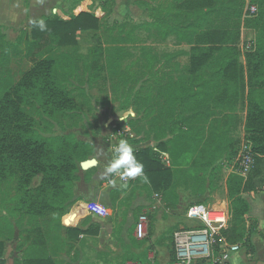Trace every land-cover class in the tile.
Wrapping results in <instances>:
<instances>
[{
	"label": "rangeland",
	"instance_id": "374dc122",
	"mask_svg": "<svg viewBox=\"0 0 264 264\" xmlns=\"http://www.w3.org/2000/svg\"><path fill=\"white\" fill-rule=\"evenodd\" d=\"M31 1H0V100L33 68V56L41 59V55L46 54L54 59L48 79L50 87L65 93L74 105L66 110L54 109L48 104L45 80L36 81L26 92L28 101L35 105V119L24 134L48 141L55 151L75 156L78 155L75 145L87 144L78 152L87 156L86 160L78 162L80 179L88 180L97 167L104 172V166L111 159L112 146L120 139H127L137 151L154 148L159 142L170 140L173 133L191 132L202 141L209 135L219 137L216 143L224 150L216 157V163L203 172L197 167L185 169L176 192L179 201L172 194L165 202L162 195L155 194L150 185L139 178L128 181L127 188L120 187L119 177L102 178V188L105 184L112 187L110 209L114 214L105 222L112 226V231L96 240L109 241L106 251L90 249L84 255L63 238L64 225L70 226L67 216L75 203L70 206L53 201V208L45 216L32 218L21 204L20 174L12 168L7 170L0 177V264H26L33 241L41 232L46 235L55 264H71L73 259L83 256L108 263L122 259L132 264L136 260L142 264H169L175 232L189 227L185 218L187 207L193 202L214 204L228 200L227 178L237 169V152L246 139L241 121L192 106L195 100L210 97L204 83L214 69L208 68L198 76L199 90L193 87L188 72L189 42L194 39L193 32L226 24L233 13L224 7L229 0H216V9L202 20L203 12L187 9V0H36L34 11L30 8ZM85 2L89 5L84 6L82 12L100 19V31L78 32V45L73 47H60L56 37H52L43 47V54L28 43L33 13L69 21ZM42 6L48 7L47 10ZM185 25H189L190 34L182 30ZM253 34L246 29L244 40L251 42L244 43L241 39L240 45L254 47ZM262 47L264 51V43ZM242 56L246 68V59ZM246 78L248 80V73ZM258 81L263 87L256 89L248 99L258 100L264 106V69ZM215 83V79L210 82ZM195 90L197 98L180 109L178 97ZM195 108H199L196 113L203 112L210 117L192 114ZM179 110L183 116L177 114ZM198 116L201 121L195 128L189 125L194 120L181 122ZM42 179L43 176L38 175L30 189L35 191L41 186ZM112 179L116 180L115 185ZM63 209L67 212L64 215ZM105 215L88 211L87 219L98 223V217ZM141 215L149 219V234L145 240H137L135 235ZM234 225L232 221L229 233Z\"/></svg>",
	"mask_w": 264,
	"mask_h": 264
},
{
	"label": "trees",
	"instance_id": "16d2710c",
	"mask_svg": "<svg viewBox=\"0 0 264 264\" xmlns=\"http://www.w3.org/2000/svg\"><path fill=\"white\" fill-rule=\"evenodd\" d=\"M185 6L191 11L203 12L202 20L207 18V14L214 8L216 9V0H187ZM259 6V13L246 19L244 23L245 29L252 31L255 35L254 47L247 50L244 55L246 68L241 61L243 56L240 50L244 0H229L224 6L233 11L226 24L204 28L200 33L193 32L194 39L189 42L191 50L188 71L190 80L193 81L191 83L193 87L199 90V83H196L198 76L208 68L214 70L208 81L204 83V85L207 84L210 97L199 101L195 100L192 106H200L202 111L210 109L216 115L214 110L216 112L235 110L236 107H231V104H235L239 100L240 94L245 92L247 73L249 99L254 95L256 89L263 87L258 78L264 69L262 47L264 43V0L260 1ZM43 20L47 25L46 30L41 31L32 24L27 35L28 43L39 48L42 54L43 47L49 43V39L52 37H56L60 47H73L78 45V32L100 31L102 27L100 19L87 12L73 16L69 21L57 17H45ZM189 29V25L182 27V30L186 31L185 34H190ZM32 62L33 68L0 100V177L11 168L20 174L18 191L21 194V204L32 218L37 219L45 216L46 212L53 208V201H61L70 206L76 202L74 186L80 180L78 162L87 159V156L83 157L78 152L87 144L77 143L75 148L78 150V155L75 156L72 153L55 151L48 141H39L24 134L25 129L32 125L35 119L33 116L35 105L28 101L26 92L36 81L45 80L48 104L54 109L66 110L74 105L65 93L50 87L48 79L55 64L54 59L43 54L41 59L33 56ZM213 79L216 83L210 84ZM197 90L188 94L189 96L178 97L180 109H185L188 101L191 102L192 98H197ZM197 109H193L192 114L198 115L199 113L201 118L210 117V115H203V112L196 113ZM177 112L183 116L180 110ZM199 116L183 119L181 122L186 123L194 120L189 125L195 128L201 121L198 120ZM218 138L209 135L206 141H202L191 132L173 133L170 140L161 141L154 148L137 150L135 155L144 165L145 173L150 181L148 184L152 191L162 195L166 202L168 196L176 195L180 187L181 175L185 169L197 167L203 172L216 163V157L220 151L224 150L222 146L217 145L216 142L220 141ZM245 138L246 144L255 156V163L247 176L233 171L228 177V201L232 212V221L235 222V225L231 232L229 233L228 230L224 236L229 242L233 240L232 244L252 248L253 230L248 227L247 223V216L251 210L248 197L251 192H257L264 188V106L258 100L251 99L249 101ZM164 154L170 157L171 168L163 165L161 157ZM38 175L43 176L41 186L32 191L31 183ZM176 197L178 201L179 197L177 195ZM166 204L168 205V203ZM65 210H62L64 211L62 215L67 213ZM64 230H66L69 239H76L83 234V231L78 228L65 227ZM33 244L30 258L26 264H55L44 233H39ZM175 263L173 244L169 264ZM196 264L206 263L198 262Z\"/></svg>",
	"mask_w": 264,
	"mask_h": 264
},
{
	"label": "crops",
	"instance_id": "0c3cea01",
	"mask_svg": "<svg viewBox=\"0 0 264 264\" xmlns=\"http://www.w3.org/2000/svg\"><path fill=\"white\" fill-rule=\"evenodd\" d=\"M35 2L36 0H32L30 4V8L33 11L35 9L33 5L35 4ZM45 8L48 7L42 6V9L47 10ZM79 14H77L75 11V16H78ZM31 16L33 20H37V21L40 19H44L46 17L44 14H42L40 17V15H36L34 13ZM249 33L250 35L252 34V32L250 31ZM248 96H249V88H248V80L246 78L245 92L240 94L239 100L236 101V99L235 100L233 99L234 101H236L235 104L234 103L231 104V107H236L235 110H229L228 112H221V111L216 112V110H214V112L217 113V115L228 116L229 119L235 121H241V125L243 124L242 129H243L244 137H245L247 114H248V104H249ZM244 102L246 103L245 106H244ZM91 165L94 166L93 163ZM104 177L105 176L103 169H98L97 167V170H93V173L91 174V176H89L88 180L82 178L74 186V195L76 202H75V206L73 207V210L77 209V207L78 208L81 207L82 205H87V206L91 205L92 207L98 206L107 210L108 211L107 215L110 211V215L108 216L105 215L104 217H98L99 218L98 223L96 221L89 222L87 219L88 212H86L84 209H82L78 213V216L72 222L68 220V216H67V223L71 226V228H78L81 231H83V234H81L76 239H69L65 230L63 233V238H66V240L69 243H72L75 246H77V250H80L81 255H84L90 249L98 250L100 252L107 250L106 246L109 243V241L106 242L105 240L103 242L96 241L97 239H102L103 236H106L107 232L110 233L112 231V226L105 223L108 220L107 217L113 216L114 214V211L110 209V206L113 205V200L109 195L112 187L106 184L104 188L100 186L101 179ZM226 193L228 195V189H226ZM248 201L251 210L249 215L247 216V223L249 224V228L253 230V234L251 236L252 248L241 245L240 251L232 255L229 264H264V188L257 192H251L249 194ZM193 203H198V202H193ZM70 226H65V227L68 228ZM85 240H87V242H85ZM114 261L115 263H108L106 261L98 260V259L89 260L85 256H83L80 258L73 259L71 264H132L126 261L125 263L124 260L122 261V259H115ZM134 264H142V262L136 260Z\"/></svg>",
	"mask_w": 264,
	"mask_h": 264
},
{
	"label": "built area",
	"instance_id": "2783aa9c",
	"mask_svg": "<svg viewBox=\"0 0 264 264\" xmlns=\"http://www.w3.org/2000/svg\"><path fill=\"white\" fill-rule=\"evenodd\" d=\"M260 1L244 0L242 41H245L244 33L246 29L244 23L246 19L252 18L259 13ZM246 42L249 43L251 41L248 39L244 43ZM244 43L240 45L242 55H245V52L251 48V45L246 47ZM161 158L163 165L171 168L170 157L164 154ZM236 161L237 169L235 171L247 176L254 166L255 156L246 142L241 145ZM97 207L88 205L87 210L95 211ZM107 212V210L103 209L102 214H107ZM185 218L189 223V227L180 228L173 237L176 256L175 264H196L198 262L229 264L232 255L240 251V244H232L224 236V233L230 229L232 222L229 201L224 200L214 204L192 203L186 210ZM148 234L149 219L146 215H141L135 229L136 238L137 240H145Z\"/></svg>",
	"mask_w": 264,
	"mask_h": 264
},
{
	"label": "clouds",
	"instance_id": "9594fccd",
	"mask_svg": "<svg viewBox=\"0 0 264 264\" xmlns=\"http://www.w3.org/2000/svg\"><path fill=\"white\" fill-rule=\"evenodd\" d=\"M31 23L41 31H44L47 28L46 22L43 19L38 21L33 20ZM100 151L102 152L103 149H100ZM104 176L105 178L119 177L121 181L120 187L122 188H127V182L130 180H136L137 178L143 183H150L149 178L145 173L143 163L137 159L135 150L127 139H120L118 144L112 146L111 159L104 166ZM111 183L115 185L116 180L112 179ZM95 211L98 214L103 213V209L100 207H97Z\"/></svg>",
	"mask_w": 264,
	"mask_h": 264
},
{
	"label": "bare ground",
	"instance_id": "6f19581e",
	"mask_svg": "<svg viewBox=\"0 0 264 264\" xmlns=\"http://www.w3.org/2000/svg\"><path fill=\"white\" fill-rule=\"evenodd\" d=\"M87 5H89V4H87V2H85L84 4H83V6L82 7H80V8H78L77 10H76V13L77 14H79V13H81L82 12V9H84L83 7L85 6H87ZM82 209H84L86 212H88V206L87 205H82L81 207H77V209H75V210H73L70 214H69V216H68V220L69 221H74L75 219H76V217L78 216V213L82 210ZM64 224H65V221H64ZM66 225V224H65ZM69 225V224H68Z\"/></svg>",
	"mask_w": 264,
	"mask_h": 264
},
{
	"label": "water",
	"instance_id": "95a60500",
	"mask_svg": "<svg viewBox=\"0 0 264 264\" xmlns=\"http://www.w3.org/2000/svg\"><path fill=\"white\" fill-rule=\"evenodd\" d=\"M94 164V163H93Z\"/></svg>",
	"mask_w": 264,
	"mask_h": 264
}]
</instances>
